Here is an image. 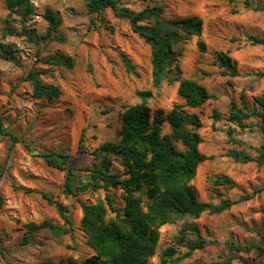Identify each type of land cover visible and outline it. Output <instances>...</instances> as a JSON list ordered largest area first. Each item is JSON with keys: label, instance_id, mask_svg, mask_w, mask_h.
<instances>
[{"label": "rangeland", "instance_id": "374dc122", "mask_svg": "<svg viewBox=\"0 0 264 264\" xmlns=\"http://www.w3.org/2000/svg\"><path fill=\"white\" fill-rule=\"evenodd\" d=\"M27 1L30 13L9 15L5 0H0V43L11 44L15 51L10 59L0 53V264H82L93 256L80 226L81 203L105 202L108 195L122 213L121 190L88 188L68 194L65 171L48 166L42 155L68 154L76 183H85L89 169L100 161V146L119 141L121 115L141 102L139 91L151 92L146 101L150 121L158 117L160 135L170 134L165 117L183 103L177 93L181 79L196 81L211 96L199 108L188 109L201 122L198 149L207 157L190 185L201 202H237L220 214L204 212L160 226L155 255L148 261L264 264V164L240 163L230 156L235 150L257 157L264 144L255 103L264 92V45L255 43L264 39V0H117L119 9L133 13L156 6L161 21H202L200 37L175 29L172 62L157 88L152 84L150 44L117 11L90 13L85 0ZM46 10L60 20L57 39L46 36ZM6 27L24 35L3 36ZM220 52L235 61L237 75L216 62ZM122 55L133 71L127 70ZM53 57H70L73 65L45 62ZM32 69L42 71L43 83L59 88L58 98L33 96L31 84L22 80ZM234 110L250 115L242 121L245 126L228 121ZM173 144L185 151L180 141ZM109 157L110 172L123 178L120 158ZM222 177L233 185L220 184ZM145 192L141 188L138 193L144 210L149 203ZM58 205L65 207L70 224L59 215ZM114 217L107 212L106 220ZM44 223L68 232L56 235ZM30 225L41 227L31 230ZM200 241H205L201 248H192Z\"/></svg>", "mask_w": 264, "mask_h": 264}, {"label": "trees", "instance_id": "16d2710c", "mask_svg": "<svg viewBox=\"0 0 264 264\" xmlns=\"http://www.w3.org/2000/svg\"><path fill=\"white\" fill-rule=\"evenodd\" d=\"M87 10L97 13L104 9L117 11V16L126 18L132 31L151 46L152 84L157 88L166 75L172 62L171 40L176 34L175 29L188 36L200 37L202 21L197 17H185L178 21H161L160 9L152 7L138 13L127 9H119L117 0H85ZM9 15H25L30 13L31 5L27 0H5ZM23 11V12H22ZM45 16L49 22L47 37L57 39L54 35L60 20L51 11L46 10ZM153 21L152 24L149 21ZM147 23H144V22ZM13 27H6L3 36L24 35ZM255 43L264 45V39H255ZM200 51L205 50L202 41H198ZM14 49L11 44L0 43V53L6 58H12ZM122 61L129 71L134 68L125 55ZM47 64H62L72 67L70 57H53L45 61ZM219 66L237 75L236 63L228 55L220 52L216 57ZM42 71L32 69L22 78L32 86L36 99L58 98L59 88L53 84H45L40 79ZM182 104H175L166 114L170 134L160 135V119L155 117L150 121V110L146 101L151 97L150 91L137 93L140 103L128 107L121 115V128L117 143H104L99 148L97 157L100 161L93 169H89V177L85 183H76L75 176L68 167L69 155L63 152H49L42 155L45 163L55 169L65 171L64 188L66 193L86 189L119 188L124 206L122 213L115 209L111 198L107 195L104 201L96 203H81L82 218L80 226L86 235V243L93 251V256L82 264H150L149 259L155 255L158 241L157 229L167 223H173L184 217L198 218L202 213L220 214L229 209L237 201L223 200L219 204L201 202L190 182L194 179L198 165L207 159L198 146L202 142L198 133L201 127L199 118L188 109L199 108L211 98L206 88L190 79H181L177 87ZM258 107L256 116L260 119V130L264 136V92L255 98ZM250 115L241 110H234L228 121L238 126H245L242 121ZM218 119V115H214ZM180 141L185 151L178 150L173 142ZM120 158L123 167V178L111 173L110 155ZM230 156L237 162L255 161L264 164V144L257 157H251L242 151H230ZM220 184L233 185L227 177L219 180ZM141 188L149 203L142 207L138 196ZM59 215L67 224L66 209L57 206ZM114 213V218L106 220L107 212ZM56 235L68 232L60 226L50 223L41 225ZM39 226V227H41ZM30 225L31 230L39 228ZM205 241H200L192 248H201ZM166 262L165 258L161 259ZM40 264H55L45 261Z\"/></svg>", "mask_w": 264, "mask_h": 264}]
</instances>
